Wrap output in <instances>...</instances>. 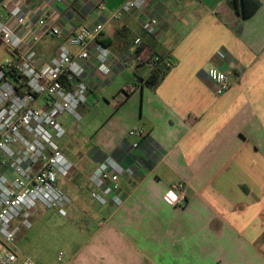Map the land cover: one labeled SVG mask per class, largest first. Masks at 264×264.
<instances>
[{
	"label": "crops",
	"instance_id": "obj_1",
	"mask_svg": "<svg viewBox=\"0 0 264 264\" xmlns=\"http://www.w3.org/2000/svg\"><path fill=\"white\" fill-rule=\"evenodd\" d=\"M11 1L38 14L36 0H0L3 14ZM125 1L105 0L103 13L99 0H49L45 7L63 27L105 22L103 43L116 58L140 38L148 53L173 62L155 88L145 65L115 67L100 92L96 70L89 72L93 91L79 112L89 119L93 144H61L74 169L60 185L72 200L70 213L84 217V239L56 263L264 264V0L249 18L241 0H150L143 15L108 20ZM147 15L158 20L155 34L143 29ZM59 44L42 41L39 56L49 60ZM211 68L233 70L222 96L208 80ZM133 83L138 89L118 107L120 92ZM95 109L103 116L97 125ZM133 129L144 136H129ZM108 156L125 168L120 207L101 206L88 191L89 177ZM180 182L185 203L169 205L163 196Z\"/></svg>",
	"mask_w": 264,
	"mask_h": 264
},
{
	"label": "built area",
	"instance_id": "obj_2",
	"mask_svg": "<svg viewBox=\"0 0 264 264\" xmlns=\"http://www.w3.org/2000/svg\"><path fill=\"white\" fill-rule=\"evenodd\" d=\"M48 1H35V17L22 2H8L6 13L0 11V49L10 55L0 62V264H37L26 256L20 260L16 241L21 230L33 227L31 211L38 205L67 216L72 200L60 181L71 174L74 164L58 144L66 133L60 119L68 116L81 120L79 109L89 105L93 91L88 83L89 72L96 70V90L100 92L116 77L115 67L145 65L151 75L157 72L161 76L173 68L170 59L148 53L140 38L124 56L116 58L103 43L105 22L60 26L45 8ZM149 3L126 0L120 11L109 14L108 20H117L121 13L143 15ZM42 4L45 6L39 8ZM97 8L105 12V0H99ZM142 26L152 35L159 23L147 15ZM47 39L60 44L56 54L46 61L39 56L37 45ZM232 74V69L208 70V80L217 96L229 90ZM137 89L136 83L125 87L117 106ZM128 135L142 138L144 133L133 129ZM124 173L123 165L112 156L98 163L89 177L91 198L101 206L123 205L120 181ZM184 192L185 184L176 183L163 198L169 205H183ZM62 256L60 253L59 261Z\"/></svg>",
	"mask_w": 264,
	"mask_h": 264
},
{
	"label": "rangeland",
	"instance_id": "obj_3",
	"mask_svg": "<svg viewBox=\"0 0 264 264\" xmlns=\"http://www.w3.org/2000/svg\"><path fill=\"white\" fill-rule=\"evenodd\" d=\"M9 56L6 50L0 49V62ZM126 76L125 74L121 79ZM81 116L80 121L68 116L60 119L68 127L67 134L65 133V136L58 140L61 148L65 146L61 145L63 143L69 147L80 149H88L92 146L93 137L88 129L89 119L82 114ZM92 118H96V125L99 124L103 120L101 110H92ZM81 203L89 210V213H97L94 209V202L88 200L87 197H84ZM69 209L68 206L66 209L67 216H62L56 209H47L42 205H38L31 211L33 227L29 230H21L17 236L16 244L20 260L26 256L37 264H57V257L60 252L67 249L71 250L74 243L84 239V235L80 234L78 227L80 225L85 227L83 224L84 217L73 216Z\"/></svg>",
	"mask_w": 264,
	"mask_h": 264
},
{
	"label": "trees",
	"instance_id": "obj_4",
	"mask_svg": "<svg viewBox=\"0 0 264 264\" xmlns=\"http://www.w3.org/2000/svg\"><path fill=\"white\" fill-rule=\"evenodd\" d=\"M238 0H235L237 2ZM261 2L259 0H241V12L244 18H249L260 7ZM168 72V71H167ZM164 78L159 73L155 72L148 80L149 85L156 87L160 81Z\"/></svg>",
	"mask_w": 264,
	"mask_h": 264
}]
</instances>
